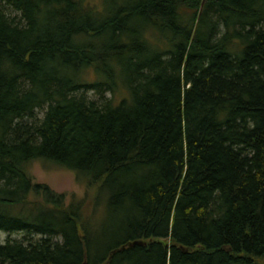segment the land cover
<instances>
[{"label": "trees", "instance_id": "1", "mask_svg": "<svg viewBox=\"0 0 264 264\" xmlns=\"http://www.w3.org/2000/svg\"><path fill=\"white\" fill-rule=\"evenodd\" d=\"M0 232V264H264V0H0Z\"/></svg>", "mask_w": 264, "mask_h": 264}, {"label": "rangeland", "instance_id": "2", "mask_svg": "<svg viewBox=\"0 0 264 264\" xmlns=\"http://www.w3.org/2000/svg\"><path fill=\"white\" fill-rule=\"evenodd\" d=\"M28 172L36 182H43L50 185L55 191L65 193L67 201L74 196L81 198L85 194L84 184L78 182L75 173L67 168L58 167L49 162L33 160L28 166ZM6 232H0L1 239L7 237ZM9 235L15 238H21L22 232H12ZM41 235H34L35 238Z\"/></svg>", "mask_w": 264, "mask_h": 264}, {"label": "bare ground", "instance_id": "3", "mask_svg": "<svg viewBox=\"0 0 264 264\" xmlns=\"http://www.w3.org/2000/svg\"><path fill=\"white\" fill-rule=\"evenodd\" d=\"M134 243L145 244V242H143V241H136V242H134ZM134 243H133V244H134Z\"/></svg>", "mask_w": 264, "mask_h": 264}, {"label": "water", "instance_id": "4", "mask_svg": "<svg viewBox=\"0 0 264 264\" xmlns=\"http://www.w3.org/2000/svg\"><path fill=\"white\" fill-rule=\"evenodd\" d=\"M133 244V243H132Z\"/></svg>", "mask_w": 264, "mask_h": 264}]
</instances>
